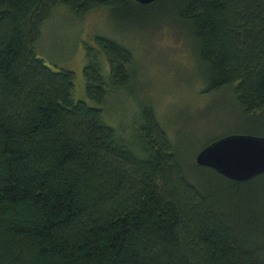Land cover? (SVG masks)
<instances>
[{"label":"trees","instance_id":"obj_1","mask_svg":"<svg viewBox=\"0 0 264 264\" xmlns=\"http://www.w3.org/2000/svg\"><path fill=\"white\" fill-rule=\"evenodd\" d=\"M61 4L129 20L169 10L207 90L233 85L264 126V0H0V264H264V172L236 180L186 158L149 103L108 123L102 106L128 86L134 53L105 34L86 43L97 104L75 99V71L35 50Z\"/></svg>","mask_w":264,"mask_h":264},{"label":"rangeland","instance_id":"obj_2","mask_svg":"<svg viewBox=\"0 0 264 264\" xmlns=\"http://www.w3.org/2000/svg\"><path fill=\"white\" fill-rule=\"evenodd\" d=\"M130 20L108 7L79 14L68 5L55 7L42 26L35 50L53 67L76 73L73 96L92 100L86 90V43L98 47L94 35L105 34L134 53L128 86L112 91L103 107L104 119L114 125L129 123L141 105L151 104L171 139L186 158L209 139L234 131L264 130L261 120L250 121L239 109L233 85L208 91L194 38L180 20L164 15L165 8L149 9ZM103 72L109 63L103 54Z\"/></svg>","mask_w":264,"mask_h":264},{"label":"water","instance_id":"obj_3","mask_svg":"<svg viewBox=\"0 0 264 264\" xmlns=\"http://www.w3.org/2000/svg\"><path fill=\"white\" fill-rule=\"evenodd\" d=\"M137 1L147 4L154 0ZM195 160L229 178L249 179L264 172V134L245 131L221 134L203 145Z\"/></svg>","mask_w":264,"mask_h":264}]
</instances>
